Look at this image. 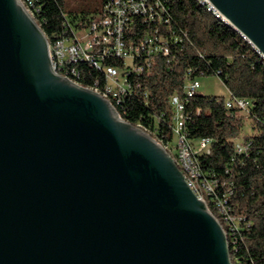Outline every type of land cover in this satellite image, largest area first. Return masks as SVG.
<instances>
[{
    "label": "water",
    "instance_id": "95a60500",
    "mask_svg": "<svg viewBox=\"0 0 264 264\" xmlns=\"http://www.w3.org/2000/svg\"><path fill=\"white\" fill-rule=\"evenodd\" d=\"M208 1L264 60V0ZM0 264H232L163 145L53 70L20 0H0Z\"/></svg>",
    "mask_w": 264,
    "mask_h": 264
},
{
    "label": "trees",
    "instance_id": "16d2710c",
    "mask_svg": "<svg viewBox=\"0 0 264 264\" xmlns=\"http://www.w3.org/2000/svg\"><path fill=\"white\" fill-rule=\"evenodd\" d=\"M31 1L35 20L50 42L98 15L106 2L102 0L100 8L74 10L65 0ZM161 1L181 42L171 48L169 56H157L150 73L135 76L141 85L134 86L117 111L172 147L175 138L169 99L175 93L184 94L189 71L191 78L217 77L232 98L247 101L248 111L243 112L236 106L227 107L229 97L198 92L187 99L184 132L193 145L203 138L211 140L208 151L195 154L200 168L196 187L226 231L232 264H264V60L235 30L195 0ZM149 25L136 17L132 35L155 28ZM108 62L122 66L116 59ZM98 73L87 66L82 80L90 82ZM238 143L245 150L238 152Z\"/></svg>",
    "mask_w": 264,
    "mask_h": 264
},
{
    "label": "built area",
    "instance_id": "2783aa9c",
    "mask_svg": "<svg viewBox=\"0 0 264 264\" xmlns=\"http://www.w3.org/2000/svg\"><path fill=\"white\" fill-rule=\"evenodd\" d=\"M20 1L35 20L33 2ZM195 1L222 24L229 26L226 19L213 8L208 0ZM167 13L168 9L161 0H106L100 13L89 21L81 22L79 26L68 29L53 42L47 39L52 68L58 75L76 85L99 94L117 111V106H120L124 98L130 95L134 86L141 85L138 80L136 83L135 76L141 77L150 73L156 57L169 56L172 52L171 48L181 42L179 36L172 31L171 19L167 17ZM136 17H141L145 25L150 24V27L154 25L155 28L144 29L142 34L132 35V24ZM163 27L169 31L165 32ZM81 30L87 32L83 38L78 36ZM243 39L246 41L245 38ZM109 59L122 61V66L109 63ZM87 66L99 72V77L94 76L90 82H84L82 77L85 75ZM185 77L184 94L175 93L169 99L173 111L174 146H163L167 151L175 150L176 155L173 158L175 163L185 175L191 189L203 198L196 187L200 168L195 154L208 151L211 140L203 138L193 145L186 137L184 132L186 102L188 98L198 93L201 84L199 78H191L190 71ZM226 105L228 108L236 106L243 112L248 111L247 101L232 98L231 95ZM117 113L126 121L118 111ZM144 131L151 135L149 131ZM236 146L238 152L246 148L243 143H238Z\"/></svg>",
    "mask_w": 264,
    "mask_h": 264
},
{
    "label": "rangeland",
    "instance_id": "374dc122",
    "mask_svg": "<svg viewBox=\"0 0 264 264\" xmlns=\"http://www.w3.org/2000/svg\"><path fill=\"white\" fill-rule=\"evenodd\" d=\"M66 5L74 10L79 9H96L100 8L102 5V0H65ZM87 35L85 30H81L78 32V36L83 38ZM201 88L199 89V93L204 96H221L226 99L230 96L228 89L225 85L215 76H203L199 78ZM248 130V127L244 129ZM170 157L174 158L176 155L175 150H168Z\"/></svg>",
    "mask_w": 264,
    "mask_h": 264
},
{
    "label": "bare ground",
    "instance_id": "6f19581e",
    "mask_svg": "<svg viewBox=\"0 0 264 264\" xmlns=\"http://www.w3.org/2000/svg\"><path fill=\"white\" fill-rule=\"evenodd\" d=\"M159 142V141H158ZM160 143V142H159ZM161 144V143H160ZM163 145V144H162ZM164 147V146H163ZM165 149V148H164ZM166 150V149H165ZM167 151V150H166ZM168 152V151H167Z\"/></svg>",
    "mask_w": 264,
    "mask_h": 264
},
{
    "label": "crops",
    "instance_id": "0c3cea01",
    "mask_svg": "<svg viewBox=\"0 0 264 264\" xmlns=\"http://www.w3.org/2000/svg\"><path fill=\"white\" fill-rule=\"evenodd\" d=\"M229 95H230V93H229Z\"/></svg>",
    "mask_w": 264,
    "mask_h": 264
}]
</instances>
